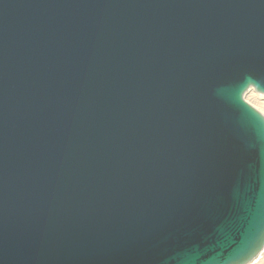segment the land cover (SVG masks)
<instances>
[{
  "label": "water",
  "instance_id": "1",
  "mask_svg": "<svg viewBox=\"0 0 264 264\" xmlns=\"http://www.w3.org/2000/svg\"><path fill=\"white\" fill-rule=\"evenodd\" d=\"M264 0H0V264H248L264 248Z\"/></svg>",
  "mask_w": 264,
  "mask_h": 264
},
{
  "label": "bare ground",
  "instance_id": "2",
  "mask_svg": "<svg viewBox=\"0 0 264 264\" xmlns=\"http://www.w3.org/2000/svg\"><path fill=\"white\" fill-rule=\"evenodd\" d=\"M244 100L264 116V94H261L253 87H250L244 94ZM262 253H264V248L253 260L256 262V264H264V255H262ZM253 261L248 264H253Z\"/></svg>",
  "mask_w": 264,
  "mask_h": 264
},
{
  "label": "snow or ice",
  "instance_id": "3",
  "mask_svg": "<svg viewBox=\"0 0 264 264\" xmlns=\"http://www.w3.org/2000/svg\"><path fill=\"white\" fill-rule=\"evenodd\" d=\"M262 255H264V253H262ZM253 264H256V262H255V261H253Z\"/></svg>",
  "mask_w": 264,
  "mask_h": 264
},
{
  "label": "rangeland",
  "instance_id": "4",
  "mask_svg": "<svg viewBox=\"0 0 264 264\" xmlns=\"http://www.w3.org/2000/svg\"><path fill=\"white\" fill-rule=\"evenodd\" d=\"M249 97V96H248ZM264 101V100H263Z\"/></svg>",
  "mask_w": 264,
  "mask_h": 264
}]
</instances>
